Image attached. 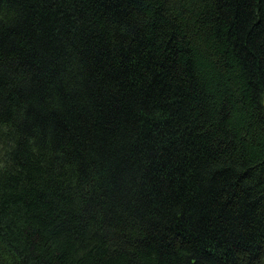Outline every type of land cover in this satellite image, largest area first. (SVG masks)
<instances>
[{"label": "trees", "instance_id": "16d2710c", "mask_svg": "<svg viewBox=\"0 0 264 264\" xmlns=\"http://www.w3.org/2000/svg\"><path fill=\"white\" fill-rule=\"evenodd\" d=\"M264 0H0V264H264Z\"/></svg>", "mask_w": 264, "mask_h": 264}, {"label": "water", "instance_id": "95a60500", "mask_svg": "<svg viewBox=\"0 0 264 264\" xmlns=\"http://www.w3.org/2000/svg\"><path fill=\"white\" fill-rule=\"evenodd\" d=\"M263 105H264V101H263Z\"/></svg>", "mask_w": 264, "mask_h": 264}]
</instances>
